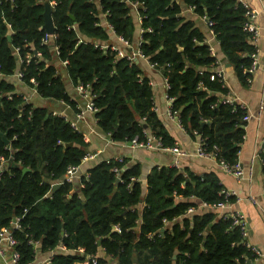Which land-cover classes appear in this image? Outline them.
Listing matches in <instances>:
<instances>
[{
	"label": "trees",
	"instance_id": "1",
	"mask_svg": "<svg viewBox=\"0 0 264 264\" xmlns=\"http://www.w3.org/2000/svg\"><path fill=\"white\" fill-rule=\"evenodd\" d=\"M182 1L213 23L210 30L225 60L247 85L256 44L244 30L246 6L238 0ZM46 2L54 5L52 36L43 28ZM133 5L142 18L138 48L168 81L167 95L182 128L192 138L198 134L218 162L239 164L248 112L224 102L228 86L210 79L218 57L196 24L181 17L176 0H1L0 157L6 162L0 228H13L20 264L51 251L56 253L45 264H93L92 256L98 264L254 263L240 228L226 216L230 212L201 208L237 201L224 194L214 172L200 176L175 166L154 168L145 191L139 164L111 159L95 163L87 176L63 179L90 155V143L72 120L54 115L58 104L81 113L68 93L69 82L90 94L94 110L87 111L112 143L142 142L151 135L164 147L175 146L139 64L96 47L112 45L114 37L134 44ZM26 92L37 93L35 102ZM38 99L48 103L40 107ZM260 159L264 173V153ZM56 183L61 184L53 192Z\"/></svg>",
	"mask_w": 264,
	"mask_h": 264
},
{
	"label": "crops",
	"instance_id": "2",
	"mask_svg": "<svg viewBox=\"0 0 264 264\" xmlns=\"http://www.w3.org/2000/svg\"><path fill=\"white\" fill-rule=\"evenodd\" d=\"M175 1V0H174ZM182 5L181 17L192 21L205 36L206 44L213 48L219 60L218 69L223 70V75L230 90L229 96L236 103L243 104L252 119L246 127L245 140L239 154V165L245 173V178L239 180L236 176L227 173L221 165L211 158H200L196 155L199 137L192 138L177 122L168 116V101L166 98V84L162 73L153 68L147 59L137 58L134 62L140 66L145 77H148L154 88L155 110L168 133L174 138L175 145H178L184 152V156L177 157L172 153L163 151H148L140 148H132L129 144H114L109 138L102 134L97 127L93 113L87 111V100L77 88L69 82L68 93L75 101L82 113V118L65 104H58L56 107L63 111L64 115L77 121L79 130L84 134L85 140L90 143V155L79 167L80 176H87L89 169L97 162L109 161L111 159L123 158L127 165L139 164L142 169V182L146 191L147 178L154 168L176 166L180 170L189 169L196 175L205 173H216L227 191L237 197V201L223 211L231 214H243L249 229V243L259 250L261 264H264V173L260 159L261 150L264 148V0H238L244 5L259 13L254 21V26L259 30L258 49L259 67L252 75L247 85L241 84L231 64L225 60L220 50V45L207 25L206 19L198 17L192 8L186 7L182 0H176ZM134 23L136 27L135 42L130 48L137 50L141 40V16L138 9H133ZM117 41V42H115ZM113 44H120L123 50L129 52L120 38L114 37ZM116 44V45H117ZM229 64V66H228ZM28 95L30 93L26 92ZM34 95L32 100L34 101ZM35 102V101H34ZM47 101L36 100V105L42 107ZM261 107L263 109L261 110ZM254 199V200H252ZM201 208H208L201 206ZM219 211V210H218ZM55 251L39 253L35 259L28 264L49 263ZM101 256L105 254L101 251ZM12 250L5 246L3 253H0V264H11ZM112 260L107 258V262ZM83 264H90L85 262ZM113 264H116L113 262Z\"/></svg>",
	"mask_w": 264,
	"mask_h": 264
},
{
	"label": "built area",
	"instance_id": "3",
	"mask_svg": "<svg viewBox=\"0 0 264 264\" xmlns=\"http://www.w3.org/2000/svg\"><path fill=\"white\" fill-rule=\"evenodd\" d=\"M1 2V0H0ZM51 7L53 8V4H50ZM247 12L245 14L246 17V22L244 24V30L249 32L251 34V39L253 41L254 44H256V51L254 52V54L252 55L253 57V64L252 66L248 69V72L250 75H253L258 67H259V49H258V38H259V30L258 28H256L254 26V21L259 17V13H257L255 10L251 9L248 5H245ZM133 8L138 9V6L133 5ZM139 10V9H138ZM141 22H142V18H141ZM208 27H212L213 23L209 22L208 20H206ZM9 28H11L9 26ZM150 31V29L148 30ZM11 34H13V31H11ZM120 42L127 48H129L128 50L132 49V52H127L126 50H123L121 48V46L116 45V44H112V45H96V47H100L103 50H108L110 49L113 52H116L118 54L119 57L121 58H127L128 60H130L131 62H134L137 58H144V56L142 55L141 51L139 48H137V50H134L133 48H130V44L127 41H124L123 39L120 38ZM140 44V43H139ZM139 47V46H138ZM211 53L213 55H216V52L213 48H210ZM37 55V52H35ZM26 63H29L30 59H31V55H27L26 57ZM67 64V62L63 63V66H65ZM153 68H155L154 66H152ZM157 70V69H156ZM0 71H1V67H0ZM2 76V74L0 73V77ZM23 77V74L19 73L17 74V78L20 80L18 82L21 83V78ZM217 78L220 79L221 82H225V84L227 85L224 75H223V70L220 69H215V71L211 74L210 79L216 80ZM165 84H166V91H168L169 89V84L168 81L165 80ZM79 90V92L82 94V96L87 100L88 104H87V109L89 111L94 110V104L92 101V98L90 96V94L87 92V90H85L82 86L77 88ZM29 98H33V96L37 93L35 92H29ZM166 98L167 101L169 103L168 105V116L173 118L177 124L182 128L181 126V121L179 120V116L178 113L172 110V102L173 99L168 98V95L166 93ZM29 100V99H27ZM224 102L226 103H234L233 98H231L229 95L224 99ZM243 108H245V106L243 104H240ZM246 109V108H245ZM263 109V107H261V110ZM54 115L57 116H61V117H66L63 113V111H61L59 108H56L54 110ZM78 118L81 119L82 118V113L78 115ZM252 119V115L247 113L244 117V121L249 123L250 120ZM72 126L75 129H78V123L77 121H72ZM145 134H148L146 129H144ZM147 136V135H146ZM197 136L199 137V143H198V149L196 152V155L200 158H211L217 161V157L215 153H209L207 152V150L204 147V142L201 139V137L197 134ZM132 148H140V149H144V150H148V151H163V152H169L174 154L177 157L180 156H184V152L182 151V149L178 146L175 145L174 147L171 148H167L163 146V143L161 140L156 139L154 137H152L151 135L147 136V139L142 141V142H138V139H134L130 144H129ZM217 150V149H216ZM261 153H264V148L261 150ZM117 161L122 162L123 158H116ZM6 162V160L4 159V157H0V175L2 174V172L4 171V163ZM218 162V161H217ZM221 167L229 174H232L234 176H236L239 180H243L245 178V173L243 171V169L240 167L239 164H237L236 166H229L223 162H218ZM176 167V166H175ZM79 168H74L71 167L68 169L67 174L65 176L66 180L71 182L72 180L75 179L77 173H78ZM117 174H119V170L115 169L114 170ZM120 180V179H119ZM61 184V183H60ZM224 194L229 197L230 195H232L230 192L228 191H224ZM254 200V199H252ZM228 205L227 203H220L218 205H214V206H209L210 208H214V209H221L222 211H224ZM207 206V205H206ZM194 212V209H190L188 211V214H192ZM227 217H231L233 219V226H236L238 228H240L241 231V235L242 238L244 240V244L247 246V248L256 256L254 263L251 264H261V254L259 253V250H257L255 247H253L250 243H249V229H248V224L247 221L245 219V217L243 216V214H231L229 213L228 215H226ZM166 224H168V222H165ZM13 227L15 228V230H17L18 228H20L18 221H15L13 223ZM13 228H0V253H3L5 250V246L8 249L12 250V261L11 264H20L21 263V255L18 251H16V246L18 245V241L14 236V230H12ZM117 230H119V228H116ZM62 248H65L62 246ZM91 261L93 264H98L97 262V258L92 256ZM45 264V263H42Z\"/></svg>",
	"mask_w": 264,
	"mask_h": 264
},
{
	"label": "water",
	"instance_id": "4",
	"mask_svg": "<svg viewBox=\"0 0 264 264\" xmlns=\"http://www.w3.org/2000/svg\"><path fill=\"white\" fill-rule=\"evenodd\" d=\"M52 11H53V9H52L51 5L49 4V2H46L45 3V12H44L45 24H44L43 28L51 36L54 35V33H55V26H54V23H53V20H52V16H51L52 15ZM129 51L132 52L133 50L130 49ZM228 66H229V64H228ZM46 103H48V102H46ZM145 128H146V126H145ZM27 171H29V170L28 169H24L23 170L24 173L27 172ZM63 179H65V177ZM117 181H120V180L118 179ZM59 187H60V183L54 184L53 192L56 189H58ZM247 264H251V262L248 261Z\"/></svg>",
	"mask_w": 264,
	"mask_h": 264
},
{
	"label": "rangeland",
	"instance_id": "5",
	"mask_svg": "<svg viewBox=\"0 0 264 264\" xmlns=\"http://www.w3.org/2000/svg\"><path fill=\"white\" fill-rule=\"evenodd\" d=\"M133 9H134V8L131 6V12H132ZM132 16H133V14H132ZM133 19H134V16H133ZM59 70L62 71L61 68H59ZM66 82H67V81H66ZM87 104H88V102H87Z\"/></svg>",
	"mask_w": 264,
	"mask_h": 264
},
{
	"label": "bare ground",
	"instance_id": "6",
	"mask_svg": "<svg viewBox=\"0 0 264 264\" xmlns=\"http://www.w3.org/2000/svg\"><path fill=\"white\" fill-rule=\"evenodd\" d=\"M226 81V80H225ZM235 102V101H234ZM236 103V102H235ZM239 104V103H238ZM247 110V109H246ZM248 112V111H247ZM249 113V112H248Z\"/></svg>",
	"mask_w": 264,
	"mask_h": 264
}]
</instances>
